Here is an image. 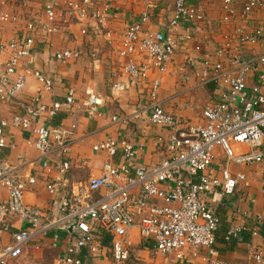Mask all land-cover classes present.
<instances>
[{"label": "built area", "instance_id": "obj_1", "mask_svg": "<svg viewBox=\"0 0 264 264\" xmlns=\"http://www.w3.org/2000/svg\"><path fill=\"white\" fill-rule=\"evenodd\" d=\"M137 2L143 5L137 18L116 36L119 74L126 80L112 82L110 91L144 86L143 99L150 102L149 122L167 131V136L157 142L166 156L154 164L137 165L132 162L136 149L131 143L124 139L119 144L115 140L102 141L93 150L111 157L120 154L123 162H105L99 174L84 181L50 180L44 185L49 195L45 209L24 202V194L35 178L23 180L0 161V185L7 189V200L0 203V239L11 220L20 224L7 243H0V264L16 261L29 242L46 237L48 232L53 234V247L60 243L57 232L67 234L57 264H90L104 235L110 237L109 264H128L129 232L135 227L140 237L152 242L157 255L173 253L176 259H182L183 250L203 249L206 264H238L214 257L219 218L205 197L216 190L226 197L233 196L244 175H232L231 164L251 166L264 161V53L240 55L247 46L264 43V19L258 24L251 21L254 12L264 9V0H221L219 23L228 25V30L212 53L191 42L205 16L188 0H172L170 17L162 30L147 28L154 12L149 0ZM112 10L111 0H44L42 16L25 21L27 35L0 44V52H8L0 71V104L17 98L24 89L26 75L18 68L30 53L34 30L54 34L60 30L57 21L67 15L80 24L82 34L92 27L95 34H103L110 41L111 33L104 29L107 13ZM19 19L17 14L0 9V24ZM186 25L190 26L184 33L177 32ZM180 44L189 45L193 54L186 57L178 71L184 72L189 66L199 85L212 82L218 89V99L204 105L202 122L196 126L187 125L161 108L157 100L160 79L152 77L154 71L159 75L166 71ZM74 55L66 50L54 53V58L67 60ZM34 75L41 84L40 92L51 90L52 79L37 72ZM41 97L9 121L0 118V148L15 147L14 142L6 140L4 128L8 124L27 131L34 122L53 117L62 107H75L90 117L99 114L103 104L91 89L85 90L84 100H77L72 89L62 101L47 104ZM112 120L118 119L113 116ZM35 135L27 145L40 153L41 167L65 174L70 166L64 159L70 152L68 131L38 124ZM232 142L244 145L246 151L235 155ZM218 150L224 155V165L219 169L215 165ZM260 183L264 194V181ZM255 223L250 230L253 236L264 230V218H257ZM69 226L71 232L65 230ZM239 233V228H233L225 239H237ZM243 264H264V254L250 246Z\"/></svg>", "mask_w": 264, "mask_h": 264}, {"label": "crops", "instance_id": "obj_2", "mask_svg": "<svg viewBox=\"0 0 264 264\" xmlns=\"http://www.w3.org/2000/svg\"><path fill=\"white\" fill-rule=\"evenodd\" d=\"M44 0H0V9L17 14V22L0 24V44L5 45L10 40L27 35L25 21L42 16ZM113 10L107 13V22L104 29L111 34L109 41L103 34H95L92 27L88 28L86 35L80 31V24L72 16L63 15L57 24L60 30L51 35H44L40 29L32 32L33 42L28 56L21 60L19 70L26 75L23 91L17 98L8 103L0 104V118L8 120L23 108L31 107L35 98L42 95L45 103L62 101L67 90L74 91L77 100L85 99V90L96 92L103 101L99 107V114L88 117L85 113L77 111L75 107H62L53 117H42L34 122L30 129L21 131L11 125L4 128L7 142H14L13 149L0 148V161L10 166L14 173L25 180L29 176L35 178V183L29 185L24 202L45 209L49 195L44 185L50 180L66 179L69 183L84 181L90 176L99 174L105 162L121 163L120 154L111 157L104 152H95L93 146L105 141L115 140L118 144L124 139L136 149L133 164H154L163 159L166 154L158 146V138H165L167 131L149 122L150 102L143 99L145 91L141 85L128 88L122 92L110 91V84L118 79L126 80L119 74L121 61L117 57L118 34H122L126 26L137 18L143 5L137 0H111ZM153 5V16L147 28L162 30L171 13L172 0H149ZM188 4L200 9L205 21L196 30L193 43L202 45L209 53L219 46L228 30V25L219 23L221 0H188ZM97 5V4H96ZM239 9V4H237ZM61 10V4L58 5ZM264 19V9L254 12L252 22L258 24ZM190 26V25H188ZM187 25L177 30L184 33L189 29ZM103 32V33H104ZM189 46V45H187ZM180 44L176 53L169 61L166 71L159 75L153 72L152 77H159L158 102L161 108L178 118L187 125L196 126L202 122L201 110L205 104L218 99V89L214 83L199 85L193 68L186 67L184 72L178 68L184 65L188 55L193 54L190 47ZM75 52L74 57L67 60L54 58V53L62 51ZM264 53V43L247 46L241 50L242 57ZM8 55L7 50L0 52V71H3V61ZM34 72L53 80V87L49 91H41V84L37 81ZM119 75V76H118ZM253 81H249L251 85ZM115 116L118 120H112ZM38 124L48 127H60L68 131L70 152L66 159L70 166L65 174L57 171H47L40 165L41 155L33 147L27 145L28 139L32 141L35 128ZM74 125L75 128L71 129ZM246 148V147H245ZM264 150V148H262ZM215 165L219 169L224 165V155L218 150ZM229 170L232 175H244V180L238 182L233 196L226 197L221 191L205 197L206 202L213 208L219 218L215 230L214 257L228 262L243 264L250 246H256L264 254V230H258L256 236L251 235L257 218H264V194L260 185L264 181V161L251 166L231 164ZM7 200V189L0 185V203ZM10 224L13 225L10 227ZM16 219L10 221L7 230L1 233L0 243H7L11 233L19 228ZM233 228H239L237 239H225ZM137 228H133L129 235L130 259L128 264H206L207 253L203 249L183 250L182 259H176L173 253L157 255L153 244L139 236ZM60 243L54 247L58 249L57 258L61 254L67 234L57 232ZM52 233L48 232L44 238H37L28 245H34L43 240L52 244ZM105 237V235L103 236ZM102 237V238H103ZM102 240V239H101ZM53 245V244H52ZM101 247L90 259L92 264H109L110 255ZM24 248V250H25ZM24 253V251H23ZM85 250L83 257L85 256ZM56 258V260H57ZM17 260L9 264H16ZM90 263V264H91Z\"/></svg>", "mask_w": 264, "mask_h": 264}, {"label": "rangeland", "instance_id": "obj_3", "mask_svg": "<svg viewBox=\"0 0 264 264\" xmlns=\"http://www.w3.org/2000/svg\"><path fill=\"white\" fill-rule=\"evenodd\" d=\"M230 146L235 155L246 151L242 144L232 142ZM106 251H108L107 255H110L108 247H106ZM57 254L58 249L54 248L49 240H43L34 245H28L24 253L17 259L16 264H57Z\"/></svg>", "mask_w": 264, "mask_h": 264}, {"label": "trees", "instance_id": "obj_4", "mask_svg": "<svg viewBox=\"0 0 264 264\" xmlns=\"http://www.w3.org/2000/svg\"><path fill=\"white\" fill-rule=\"evenodd\" d=\"M101 242L104 245H109V243H110V237L108 235H105V237L102 238Z\"/></svg>", "mask_w": 264, "mask_h": 264}, {"label": "water", "instance_id": "obj_5", "mask_svg": "<svg viewBox=\"0 0 264 264\" xmlns=\"http://www.w3.org/2000/svg\"><path fill=\"white\" fill-rule=\"evenodd\" d=\"M67 232H71L72 231V226H69L65 229Z\"/></svg>", "mask_w": 264, "mask_h": 264}]
</instances>
